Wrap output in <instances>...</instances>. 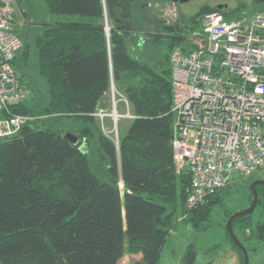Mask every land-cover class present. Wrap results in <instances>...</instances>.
<instances>
[{
	"label": "trees",
	"instance_id": "1",
	"mask_svg": "<svg viewBox=\"0 0 264 264\" xmlns=\"http://www.w3.org/2000/svg\"><path fill=\"white\" fill-rule=\"evenodd\" d=\"M46 2L52 12L88 18L41 26L27 17L15 27L23 45L13 62L30 95L11 111L35 117L0 140V264H119L126 250L138 257L134 264H156L179 209L180 216L205 227L229 192L226 185L188 207L191 173L178 169L172 145L171 52L187 50L188 35L202 25L200 17L218 8L205 4L181 20L163 15L151 20L147 11L154 28L135 30V0ZM241 6L248 9L239 16L264 10V0ZM145 40L154 55L145 56L133 45ZM114 87L133 114L118 145L96 115L100 99ZM42 118L63 126L45 125ZM91 155L108 178L99 176ZM257 190L255 209L232 222L249 253L259 245L246 240L264 241V185ZM226 232L243 264L241 248ZM195 257L190 243L186 264Z\"/></svg>",
	"mask_w": 264,
	"mask_h": 264
},
{
	"label": "built area",
	"instance_id": "2",
	"mask_svg": "<svg viewBox=\"0 0 264 264\" xmlns=\"http://www.w3.org/2000/svg\"><path fill=\"white\" fill-rule=\"evenodd\" d=\"M13 4L0 0V140L35 117L11 111L30 95L13 62L23 45ZM201 24L187 50L171 52L172 145L178 169L191 173L188 207L264 166V10L227 16L216 9ZM105 113L115 123L124 114Z\"/></svg>",
	"mask_w": 264,
	"mask_h": 264
},
{
	"label": "rangeland",
	"instance_id": "3",
	"mask_svg": "<svg viewBox=\"0 0 264 264\" xmlns=\"http://www.w3.org/2000/svg\"><path fill=\"white\" fill-rule=\"evenodd\" d=\"M243 1L250 3V0H135L134 16L131 22L136 28L135 30H151L154 26L150 22L147 11L151 15V20L154 19V15H163L168 20H176V18L181 20L196 13L203 5L213 3L226 4L224 9L231 11L227 15L236 16L240 14V11L248 9V6H241ZM13 6L16 14L14 18L16 19V23L18 22L16 26L19 23L20 25L26 24L27 17L41 26H44L47 21L88 18L87 15L80 13L52 12L46 0H14ZM146 42L147 40L143 41L141 45H137L134 42L133 45L145 56L152 55V53L154 55L156 51H153V46L150 45V42ZM113 102L115 103L113 104ZM102 103L106 107L102 106L96 111V115L101 120L102 128L114 138L117 135L119 139L131 120L129 118L130 115L126 114L129 111V104H127L125 97L115 87L113 90L110 88L106 91V96ZM114 107L117 112L124 113L118 116L116 123L112 114L105 113L103 116L100 114L101 111L112 112ZM42 120L46 121L44 122L45 125L48 124L53 127L63 126V123L59 122V120H50L49 118H42ZM81 148H84V145ZM96 160L95 156L91 155V163L93 166L97 165L96 168L100 171L98 173L99 176L101 178H108L105 167L100 166L101 164ZM254 173L252 176H237L227 185L229 192L224 197L223 203L215 205L211 218L207 221L205 227H197L191 220L180 216L179 209L176 217L177 223L171 229L156 264H186L185 254L190 243H193L196 247V257L191 264H231V259L228 258L230 250L234 252L236 259L239 261L237 251L227 238L226 212H234L250 204L247 187H249L252 180L250 182L248 180L256 176L264 178V166ZM256 239V237H251L246 240L249 245H259L257 250L252 249L249 253L250 264H253L254 259L259 255H264V241L256 243ZM126 240L127 237L125 238ZM137 260L138 257L136 255L126 250L119 264H134Z\"/></svg>",
	"mask_w": 264,
	"mask_h": 264
},
{
	"label": "water",
	"instance_id": "4",
	"mask_svg": "<svg viewBox=\"0 0 264 264\" xmlns=\"http://www.w3.org/2000/svg\"><path fill=\"white\" fill-rule=\"evenodd\" d=\"M172 1H186V0H172ZM112 83L114 84L113 78H112ZM65 135L74 143L78 142L79 138L75 133H73L71 131H67L65 133ZM257 183H263L264 184V178H255L251 181L250 188L252 190L253 195H252V199H251L250 204L247 207H244L242 209H239L237 211L232 212L229 215L227 222H226V227H227L230 235L232 236L234 241L237 243V245L241 248V250L243 252V255H244V263L243 264H250L249 251H248L247 247L245 246V244L241 241V239L239 238L237 233L234 231L233 226H232V222L236 216L248 214L255 209V207L258 203V190L256 187Z\"/></svg>",
	"mask_w": 264,
	"mask_h": 264
},
{
	"label": "crops",
	"instance_id": "5",
	"mask_svg": "<svg viewBox=\"0 0 264 264\" xmlns=\"http://www.w3.org/2000/svg\"><path fill=\"white\" fill-rule=\"evenodd\" d=\"M105 96H106V93L100 99L99 108L104 106L102 101L104 100ZM104 107H106V106H104ZM229 254H230V256H228V258L231 259V264H238V260L236 259L234 252L230 250ZM253 264H264V255L263 256L259 255L257 258H255Z\"/></svg>",
	"mask_w": 264,
	"mask_h": 264
},
{
	"label": "flooded vegetation",
	"instance_id": "6",
	"mask_svg": "<svg viewBox=\"0 0 264 264\" xmlns=\"http://www.w3.org/2000/svg\"><path fill=\"white\" fill-rule=\"evenodd\" d=\"M210 5H214V6H216L218 9H224V7H226V4H222V3H213V4H210ZM255 178H258L257 176L256 177H252V178H250V180H253V179H255ZM258 184H263V183H257L256 184V187H257V185ZM264 185V184H263ZM249 187H250V184H249ZM251 189V188H250ZM249 190V189H248ZM248 190H247V192H248ZM250 191V190H249ZM252 191V190H251ZM252 195H253V193H252ZM249 199H250V196H249ZM252 199V198H251ZM250 202H251V200H249Z\"/></svg>",
	"mask_w": 264,
	"mask_h": 264
},
{
	"label": "clouds",
	"instance_id": "7",
	"mask_svg": "<svg viewBox=\"0 0 264 264\" xmlns=\"http://www.w3.org/2000/svg\"><path fill=\"white\" fill-rule=\"evenodd\" d=\"M216 10V9H215ZM220 10V9H219Z\"/></svg>",
	"mask_w": 264,
	"mask_h": 264
},
{
	"label": "bare ground",
	"instance_id": "8",
	"mask_svg": "<svg viewBox=\"0 0 264 264\" xmlns=\"http://www.w3.org/2000/svg\"><path fill=\"white\" fill-rule=\"evenodd\" d=\"M113 90V89H112Z\"/></svg>",
	"mask_w": 264,
	"mask_h": 264
}]
</instances>
